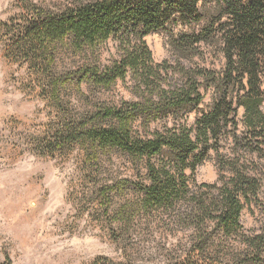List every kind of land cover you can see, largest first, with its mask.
Here are the masks:
<instances>
[{
	"label": "trees",
	"instance_id": "trees-1",
	"mask_svg": "<svg viewBox=\"0 0 264 264\" xmlns=\"http://www.w3.org/2000/svg\"><path fill=\"white\" fill-rule=\"evenodd\" d=\"M206 1L76 0L59 11L33 5L21 20L4 25L11 35L7 53L42 75L52 73L49 86L58 100L67 89L85 96L84 84L110 89L133 81L136 101L99 103L84 113L58 110V125L46 143L51 155L82 148L92 169L114 151L143 166L145 175L138 171V181L121 180L101 191L107 212L113 193L133 195L111 222L120 227V236L139 219H159L189 235L187 245L166 264H264V232L247 236L241 223L243 211L258 201L263 188L255 173L260 167L242 154L264 160V0H212L215 5L205 10ZM179 24L202 27L172 39L180 58L176 64L156 63L145 38ZM111 40L119 52L111 65L55 75L60 44L86 52ZM203 47L222 54L221 70L183 64L204 59ZM211 90V109L189 126L190 114ZM241 110L244 129L238 120ZM227 139L234 145L230 156L221 153ZM212 152L220 178L198 185L193 177ZM232 240L247 249L242 260L231 258ZM91 264L139 263L98 258Z\"/></svg>",
	"mask_w": 264,
	"mask_h": 264
},
{
	"label": "rangeland",
	"instance_id": "rangeland-1",
	"mask_svg": "<svg viewBox=\"0 0 264 264\" xmlns=\"http://www.w3.org/2000/svg\"><path fill=\"white\" fill-rule=\"evenodd\" d=\"M75 1L0 0V262L91 264L98 258H108L116 263L134 260L139 264H166L181 246L187 245L188 234L172 231L159 219H139L128 234L120 236V227L111 226V222L115 211L133 195L113 193L109 212L102 204V190L121 180L138 181V171L145 175L143 166L137 167L130 156L114 151L102 155L99 168L92 169L80 147L53 155L46 148L48 136L59 122L58 110L84 113L99 103L136 101L133 81L118 82L110 89L84 84L85 96L67 89L58 100L49 86L52 73L42 75L7 53L11 35L6 34L5 24L21 20L33 5L59 11ZM214 5L212 0L202 3L205 10ZM201 27L179 24L147 36L145 41L155 62L176 64L180 58L171 45L172 39ZM117 47L111 40L97 50L76 52L60 44L54 73L62 78L85 67L109 66L119 58ZM202 52L204 59L181 60L188 68L196 64L221 70L224 59L216 48L203 47ZM214 98V90L209 91L199 110L190 114L189 126L211 109ZM243 114L241 110L238 120L244 129ZM222 146L223 155L233 154L231 139L224 140ZM242 157L251 166L260 167L255 173L263 184L258 201L248 205L241 216L244 233L251 236L264 232V160L246 153ZM188 175L192 177L190 172ZM219 178L217 154L212 152L193 179L202 185L215 184ZM228 248L231 258H245L247 249L240 242L232 240Z\"/></svg>",
	"mask_w": 264,
	"mask_h": 264
}]
</instances>
